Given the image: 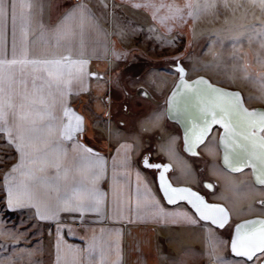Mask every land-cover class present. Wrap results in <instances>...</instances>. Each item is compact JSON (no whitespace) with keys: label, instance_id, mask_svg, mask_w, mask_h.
I'll return each mask as SVG.
<instances>
[{"label":"crops","instance_id":"crops-1","mask_svg":"<svg viewBox=\"0 0 264 264\" xmlns=\"http://www.w3.org/2000/svg\"><path fill=\"white\" fill-rule=\"evenodd\" d=\"M2 2L5 8L0 9V58H12L14 51L19 58L25 49L29 59L65 53L76 59L81 58L82 54V58L88 61L90 72L103 74L102 78L86 77L83 85L74 82L73 91L67 96V106L84 118V130L75 134L76 140L79 145L93 149L103 160L100 174L94 182L103 194L99 211H60L57 213L59 220H41L34 214L35 205L27 201H21L15 211L3 207L4 210L14 212V216L17 212L26 213L34 226L45 231L44 241L48 244L47 250L41 252V264H171L172 258H176L177 264H209L212 253L224 258L230 235L226 238L224 231L218 232L222 243L213 249L207 243L202 227L172 215L178 212H187L189 215L194 213L183 204H166L157 188L154 170L137 164L143 149L137 151L133 146L125 152L122 145H133L132 136L126 130H122L118 136L110 133L109 129L119 127L118 117L126 104L130 130L138 134L139 141L145 146L153 149V160L176 163L177 166L171 170L175 168L184 175L188 154L182 148L181 131L165 114V99L178 77V72L172 66L179 61L186 70V78H190L188 74L193 66L210 62L214 58L222 60L214 64L224 63L230 67H246L250 61L263 65L256 56L257 53H264L260 43L262 39L257 40L255 35L257 29L245 32L247 37L252 36L248 44L239 43L235 35L241 29L237 21L242 15L237 12L236 15L225 16L220 12L221 17L235 19L232 22L235 27L210 33L209 18H213L221 7L217 6L209 15L211 8H196L197 4H203L205 0H151L156 5H163L155 9L135 6L137 3L142 4L143 0H82L89 7L90 13L82 18L77 14L67 22L69 27L65 32L54 36L51 30L61 21L65 11L81 3V0H16L13 49V0ZM113 3L119 5L116 8L122 12V19L112 11ZM188 4L192 5L190 9L180 8L183 19L174 15L176 6ZM189 11L194 13V18L188 15ZM218 16L214 21L216 27L222 23ZM251 21L248 20V23ZM41 25L44 27L41 28ZM24 27L26 33L22 30ZM131 32L137 35L135 39L141 40H133ZM217 33L223 35V39H218L220 35ZM146 34H151L157 42L150 41ZM162 40L171 42L170 46L168 44V54L161 53ZM242 40L245 41V38ZM113 49L120 55H114ZM234 52L240 55H232ZM5 71L13 76L12 99L17 105L21 100L19 93L32 92L34 75L39 90L43 83L39 77L46 74V70L40 66L6 65ZM249 71L255 78L252 70ZM200 74L206 75V72L202 69L191 71V77ZM142 78L143 82H137ZM236 80L241 81L242 78ZM117 81L127 89L126 93L121 92ZM141 88L142 92L139 91ZM228 88L239 89L234 84H228ZM109 96L110 106L107 103ZM130 100L133 101L132 108L129 107ZM63 107L57 103L54 111L67 123V117L62 115ZM109 111L111 124L107 123L108 117L105 115ZM12 118L10 112V122ZM30 119L31 116L28 117ZM21 123L28 127L26 120ZM0 135L4 139L7 133L0 132ZM55 135L58 138L59 126ZM28 137L29 146L38 142L32 138L31 133ZM170 138L171 151L162 150L168 148ZM59 142L66 151L58 155L49 153L60 164L58 187H47L40 182L34 184L42 208L45 204L56 205L58 198L64 194L73 199L80 196L86 204L87 189L93 183L89 163L95 157L89 154L88 160L82 159L85 155L83 148H73L72 141ZM8 145L14 147L16 152L10 165L16 164L20 161V152L13 143ZM125 154L129 158L127 164L122 163ZM9 166L2 171L1 185L4 183L5 172L10 170ZM38 167V161L29 164L28 160H24L22 166L11 174L9 183L28 181V176L21 173ZM50 172L54 173L56 169L52 168ZM149 190L165 214L158 213L148 196ZM118 196L121 198L120 204L117 203ZM5 203L3 199V205ZM257 215L264 213L259 212ZM58 223L64 226L59 235ZM40 242L43 241L40 239Z\"/></svg>","mask_w":264,"mask_h":264},{"label":"snow or ice","instance_id":"snow-or-ice-1","mask_svg":"<svg viewBox=\"0 0 264 264\" xmlns=\"http://www.w3.org/2000/svg\"><path fill=\"white\" fill-rule=\"evenodd\" d=\"M249 3L253 10L258 8L261 14L264 15V0H249ZM21 6L24 5L22 4ZM105 6L107 7V5ZM135 6L151 9L163 7V5L152 3L151 0H143L142 4L137 3ZM217 6V0H205L203 4H197L196 8L200 9L203 7L204 9H208L216 8ZM223 6L228 8L229 4L225 2ZM113 7H119V5L113 3ZM169 7L172 6L169 5ZM181 7L190 9L192 5L176 6L174 15L183 19ZM4 8L5 6L2 0H0V9ZM15 8L16 0H13V49H15ZM89 13V7L81 0V3L73 5L65 11L61 21L57 22L51 30L52 34L56 36L65 32L69 27L67 22L77 14L82 18ZM188 15L194 18V13L191 11L188 12ZM257 20H259L258 17ZM43 27L41 25V28ZM252 27L254 25L249 27L241 26L237 35H244L245 32L251 31ZM22 30L26 33V27ZM259 31L261 35H264V20H259ZM260 43L261 49H264V39ZM113 54L116 56L120 55L115 49H113ZM232 55L239 56L240 53L234 52ZM256 56L260 63L264 64V53H257ZM241 58L245 59V57ZM87 63V59L82 58V54L81 58L74 59L69 53L29 59L26 49L19 58L16 57L15 51L12 58H0V132L7 133L4 136V140L8 143H13L20 152V161L9 166L10 170L4 174V183L0 185V189L5 193L3 197L6 201L4 204L5 208L15 211L21 201H27L30 205H35L36 211L34 214L41 220H59L57 213L60 211H77L81 213L84 211H99L103 194L95 186L94 182L100 174L103 160L93 149L79 145L75 134L84 130V118L76 114L74 109L67 106V96L68 93L73 91L72 85L74 82L83 85L86 77L95 76L102 78L103 76L101 73L90 72L87 68ZM210 63L206 62V64ZM6 65L40 66L46 70V74H42L39 77L43 81L39 86V90H37L34 75L32 92L19 93L21 96L19 105L14 103L12 99L13 76L11 73L5 71ZM175 67L180 73V79L177 83L178 85H183V87L173 89V93L169 97V108L184 112H190V110L195 109L200 118V122L196 123L195 121H191V116L189 115L192 127L188 130L190 135H186L185 137L186 150L195 155L196 152L193 146L205 138L208 134L206 130L210 129L214 124L221 125L225 129L220 137L221 143L225 147L224 164L234 169H242L246 164L251 165L255 180L260 187L257 189L255 185H252L249 190L259 192L260 199L256 203L260 206L261 213H264V110L245 107L239 92L212 87L203 78H197L194 82L186 83L184 81L185 69L179 62L176 63ZM259 83L262 95H264V76L260 77ZM117 85L120 87L122 93L127 92V89L123 88L119 84V81H117ZM139 91L142 92L143 89L141 88ZM182 95L184 99L183 103H180ZM252 98V96H249V99ZM57 103L64 106L62 115L63 117H67V123L55 113L54 106ZM107 103L109 106L111 105L110 96L107 98ZM123 108L124 111L118 117L119 127L110 128V133L119 136L122 134V130L128 131L129 135L132 136L133 145L125 144L122 145V148L125 149V152L133 146H135L137 151L143 149L137 164H142L145 169L157 171L159 189L163 192L164 199L170 204H175L177 201H187L191 205V208L195 210L192 215H189L187 212L172 213V215L187 219L202 227L207 237V243L213 249L222 243L217 233L225 229L230 231V250L235 255L225 260L212 253L213 260L218 261V264H237V261L240 264H254V262L255 264H261L259 260H255V257L257 254L264 257V215L234 223V230H231L233 228V223L230 222L231 209L226 204L208 202L204 195L194 191L191 187L183 185L179 187L173 186L165 176V172L169 169L170 165L153 160V149L145 146L142 141H139L137 133L131 132L130 123L127 118V105L125 104ZM10 112L13 117L11 122L9 121ZM105 115L108 117L107 123L111 124V112H106ZM29 116L32 119L28 120ZM22 120L27 121V128L21 123ZM57 126H59L58 138L55 135ZM13 132H15V135H12ZM29 133L32 134L33 139L38 141L37 143H32L31 146L27 142ZM9 137H11V140H9ZM171 139L169 140L168 148L162 150L171 151ZM61 140L72 141L73 148H83L85 155L82 156V159L88 160L90 156L95 157L89 163V168L91 169L90 178L93 183L87 189L88 202L85 204L80 196H76L73 199L71 196L64 194L58 198L56 205L45 204L42 208L40 198L36 195L34 184L35 182H40L47 187H58L57 178L60 175V164L49 153L52 152L58 155L66 151L59 142ZM6 159H11V157H6ZM24 160H28L29 164L38 161L39 167L26 173H21L28 176V181L10 184L9 178L11 174L15 173L22 166ZM128 162V155L125 154L122 163L127 164ZM52 168H55L56 172H50ZM38 173H44V175ZM137 175H140L139 170L137 171ZM202 183L205 188L212 189L214 187L213 183L209 180H203ZM148 196L153 201L158 213L161 215L165 214L164 209L155 200V197L151 195L150 190L148 191ZM216 199L227 200V197L220 195ZM117 203H121L119 196ZM0 221L7 223V218L0 215ZM63 227L62 224H57L58 235ZM224 243L227 242L224 241ZM0 247L7 250L11 247H20V245L19 241L16 240L12 244L0 245ZM87 247L88 245L86 244L85 250H87ZM14 259V257L8 256L0 259V264H13ZM171 264H177L176 258L171 259Z\"/></svg>","mask_w":264,"mask_h":264},{"label":"rangeland","instance_id":"rangeland-1","mask_svg":"<svg viewBox=\"0 0 264 264\" xmlns=\"http://www.w3.org/2000/svg\"><path fill=\"white\" fill-rule=\"evenodd\" d=\"M225 2L229 4L228 8H225L223 6ZM217 3L218 6L220 5L221 8L217 10L213 18H209V20L211 21L209 22L208 26H210L211 28L206 26L207 29L210 28V33L212 31L214 32L215 30H224V28L230 29L229 27L232 26L235 27V25L232 23L235 22V19H231L230 17H221L219 15L220 12L222 15L225 16L236 15L238 12L240 13V15H242L241 19L237 21V23H239L238 27L241 28V26L248 27L250 25H256L251 29H257V32L255 34L257 40H259V38L264 39V35H261L259 31V20H264V15L261 14L258 8L253 10L249 3V0H218ZM215 10L216 9L211 8L209 15H211V13H213ZM112 11H114L115 15H118L122 19V12H120V10H118L116 7H112ZM216 15H219L218 20H221L222 22L221 26L219 27H216L214 25ZM257 17L259 18V20H257ZM250 19L252 21L251 23H248V20ZM244 23L248 24L244 25ZM217 35H220L218 36V39H223L224 37L223 35L218 33ZM130 36H132L134 40L137 35L131 32ZM145 36H149L150 41L156 40L155 42H157V39L151 34H146ZM251 37V35H248L247 37L245 34L235 35V38L239 40V43L244 42L248 44L250 42ZM242 38H245V41H243ZM135 40H141V38H136ZM168 44L169 46L171 44L169 40L168 43L164 40L160 41L161 53L168 54ZM221 61L222 60H219V58H214V60L210 61V65L206 63H201L193 66L192 69L204 70L206 72V75H200L207 77L209 81L214 84L226 88H228V84H234L236 87L239 88L238 90L241 92L243 101L247 107H264V95H262V89L259 83L260 77L264 76V64L256 65L254 61H250L249 65H247L246 67H230L223 65L224 63L214 64V62ZM192 69L189 71L190 73L188 74L190 78H193L191 77ZM249 70H252L255 78L250 75ZM247 71H249V73ZM239 77L242 78L241 81L236 80ZM143 78L137 82H143ZM249 96H252L253 98L249 99ZM132 105L133 101L130 100L129 107L132 108ZM132 113L130 114V117ZM218 135L219 130L214 128L208 135V137L205 139V141L198 147V155L186 156V169L184 175L174 168V170H171L172 172H169L168 177L171 183L174 185H186L198 190L199 192L205 195L208 201L226 204V206L231 209L230 222L234 224L236 221L242 220L244 218L258 216L257 214L261 212L260 206L256 203L259 200L258 198L260 197L259 192L249 190L250 186L252 185H255L257 189L260 186L256 185L253 182L249 169H244L239 172H230L221 165L220 150L217 143ZM2 137L3 136L0 135V185L2 179V171L6 167H8L10 163H12L16 154L14 147L8 145V143ZM6 157H11V159H6ZM169 164L171 165V168H173V166L175 167L176 165V163L173 162ZM153 173L155 172L153 171ZM202 178H205L204 180L211 181L214 187L212 189L205 188L204 184L202 183ZM220 195L227 197V200L216 199V197ZM178 204H183L188 209H190L184 203ZM3 207V190L0 189V215H3L7 218V223L0 221V245L12 244L13 241L18 240L20 247H11L7 250L0 247V259H4L8 256H11L15 258L13 264H41V252H45L47 250L46 247L48 244L46 241H44L45 236L43 234H45V231L39 226H34V222L26 213L17 212V214L14 216V212L8 213L7 210H4ZM224 233L226 238L230 235V231L228 229H225ZM40 239L43 242H40ZM230 256L232 255L229 252L228 246H226L224 259L227 260ZM255 260H259L261 264H264V257L258 254L255 257ZM209 264H218V261L213 260L212 257H209ZM237 264H240V262L237 261Z\"/></svg>","mask_w":264,"mask_h":264},{"label":"water","instance_id":"water-1","mask_svg":"<svg viewBox=\"0 0 264 264\" xmlns=\"http://www.w3.org/2000/svg\"><path fill=\"white\" fill-rule=\"evenodd\" d=\"M178 62H179V61H178ZM178 62H176V63H178ZM179 63H180V62H179ZM175 65H176V64H175ZM175 65H173L172 67H173V69H175V70L178 72V77H177V79H176L174 85H173L172 88L170 89V91H169V93H168V95H167V97H166V99H165V102H164V104H165V114H166L167 119H169V120L172 121V122H175V123L179 126V128H180V131H181V137H182V148H183V151H184L186 154H188V155H193L192 153L188 152V151L186 150V148H185V137H186V135H190L188 130L192 127V124H191V122H190V120H189V115L191 116V121H195L196 123H199V122H200L199 114L196 112L195 109L190 110V112H184V111H178V110L170 109V108H169V97L172 95V93H173V89H178V88L183 87V85H178V83H177V82L179 81V79H180V73H179V70L175 67ZM182 67H183V66H182ZM183 68H184V67H183ZM184 69H185V68H184ZM185 73H186V70H185V72H184V81H185L186 83H187V82H194V81L197 80V78H203V79L207 80L208 83H209L212 87L222 88V89H225V90H227V91H237V92H239V93L241 94V92H240L238 89L226 88V87H223V86H220V85L214 84V83L210 82L209 79H208L207 77H205V76H203V75H197V76H195V77H193V78H186ZM204 87H206V86H204ZM241 98H242V100H243L242 94H241ZM183 99H184V97H183V95H182L181 98H180V103H183ZM243 103H244V101H243ZM244 105H245V103H244ZM245 107H247V106L245 105ZM248 108H256V109H258V110H264V107H262V106H255V107H248ZM214 128H216V129L219 130V135H218V141H217V143H218V147H219V150H220V163H221V165H222L225 169H227L228 171H230V172H239V171H242V170H244V169H249L250 172H251V177H252L253 182H254L256 185H258V183H257L256 180H255V176H254V174H253V169L251 168V165L246 164L245 167L242 168V169H234V168H230V167H228L227 165L224 164V159H223V157H224V153H225V147H224V144L221 143V139H220V137H221V133H223V132L225 131V129H224L221 125H219V124H214V125H212V126L210 127V129H207L206 132H207L208 134L205 136V138L202 139L201 142H199V143H197V144H195V145L193 146L194 149H195V152H196L195 155H198V147H199V146L205 141V139L208 137V135L211 133V131H212ZM256 131H259V130H256ZM225 139H226V138H225ZM156 162H158V163H167V162H161V161H156ZM167 164H169V163H167ZM169 165H170V164H169ZM142 166H143V165H142ZM143 167H144V166H143ZM154 171H155V179H156L157 188H158V190H159V192H160V194H161V196H162L164 202H165L166 204H168V205H175V204H178V203H184V204H186V205H187V206L193 211V213H194L195 210L191 208V205H189V204L187 203V201H177L175 204H170L166 199H164V194H163V192L160 191V189H159V182H158V179H157V171H156V170H154ZM170 171H171V165H170L169 169L165 172V176L168 178L169 182L171 183V181H170V179H169V177H168V174H169ZM173 186H175V187H179V186H181V185H174V184H173ZM183 186H186V185H183ZM258 186H259V185H258ZM186 187H189V186H186ZM192 189H193L194 191L199 192L198 190H196V189H194V188H192ZM199 193H200L201 195H204V194L201 193V192H199ZM204 196H205V195H204ZM205 198H206V197H205ZM206 200H207V199H206ZM207 201H208V200H207ZM208 202H213V201H208ZM216 203H219V202H216ZM256 217H260V215H258V216H251V217H248V218H244V219H242V220L236 221L235 223H239V222H241V221H245V220H251V219L256 218ZM231 230H234V224H233V228H232ZM228 249H229L230 254H231L232 256H234L235 254L231 253V250H230V237H229V240H228Z\"/></svg>","mask_w":264,"mask_h":264},{"label":"trees","instance_id":"trees-1","mask_svg":"<svg viewBox=\"0 0 264 264\" xmlns=\"http://www.w3.org/2000/svg\"><path fill=\"white\" fill-rule=\"evenodd\" d=\"M5 212H6V211H5ZM5 212H4V213H5ZM7 212H8V213H13V212H10V211H7ZM7 212H6V213H7Z\"/></svg>","mask_w":264,"mask_h":264}]
</instances>
